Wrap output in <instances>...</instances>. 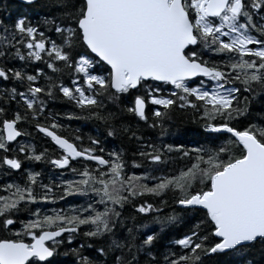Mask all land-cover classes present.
Returning a JSON list of instances; mask_svg holds the SVG:
<instances>
[{
	"label": "snow or ice",
	"instance_id": "obj_1",
	"mask_svg": "<svg viewBox=\"0 0 264 264\" xmlns=\"http://www.w3.org/2000/svg\"><path fill=\"white\" fill-rule=\"evenodd\" d=\"M0 264H264V0H3Z\"/></svg>",
	"mask_w": 264,
	"mask_h": 264
},
{
	"label": "trees",
	"instance_id": "obj_2",
	"mask_svg": "<svg viewBox=\"0 0 264 264\" xmlns=\"http://www.w3.org/2000/svg\"><path fill=\"white\" fill-rule=\"evenodd\" d=\"M3 2V0H0V3H2ZM84 131H88V129L87 128H84Z\"/></svg>",
	"mask_w": 264,
	"mask_h": 264
}]
</instances>
